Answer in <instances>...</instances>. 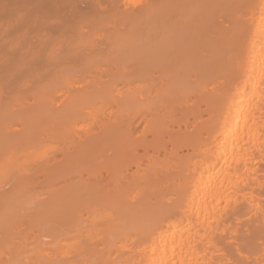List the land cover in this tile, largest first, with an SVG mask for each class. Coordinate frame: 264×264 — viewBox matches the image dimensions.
Listing matches in <instances>:
<instances>
[{
    "label": "bare ground",
    "instance_id": "bare-ground-1",
    "mask_svg": "<svg viewBox=\"0 0 264 264\" xmlns=\"http://www.w3.org/2000/svg\"><path fill=\"white\" fill-rule=\"evenodd\" d=\"M0 264H264V0H0Z\"/></svg>",
    "mask_w": 264,
    "mask_h": 264
}]
</instances>
